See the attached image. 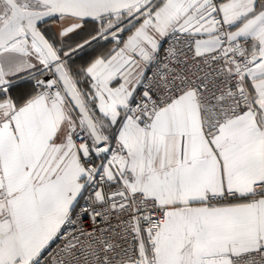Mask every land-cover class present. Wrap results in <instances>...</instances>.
I'll list each match as a JSON object with an SVG mask.
<instances>
[{
    "label": "snow or ice",
    "instance_id": "1",
    "mask_svg": "<svg viewBox=\"0 0 264 264\" xmlns=\"http://www.w3.org/2000/svg\"><path fill=\"white\" fill-rule=\"evenodd\" d=\"M0 264H264V0H0Z\"/></svg>",
    "mask_w": 264,
    "mask_h": 264
}]
</instances>
